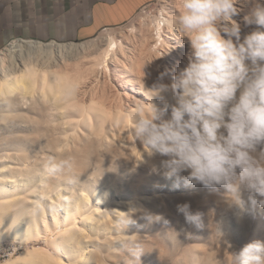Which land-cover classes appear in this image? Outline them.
Returning a JSON list of instances; mask_svg holds the SVG:
<instances>
[{
	"label": "bare ground",
	"instance_id": "6f19581e",
	"mask_svg": "<svg viewBox=\"0 0 264 264\" xmlns=\"http://www.w3.org/2000/svg\"><path fill=\"white\" fill-rule=\"evenodd\" d=\"M161 3L158 20L147 24L139 20L103 41L20 38L0 49V123L6 118L4 122L15 127L7 128L11 132L7 138L0 137V251L4 252L3 242L22 245L20 252L0 264L130 262H122L125 255L122 259V250L116 248L126 246L129 230V225L120 226L121 211L137 197L127 203L111 201L114 206H105L112 214L97 217L98 205L110 203L111 188L99 184L119 161L139 163L146 158L142 150L147 147L132 132L136 109L149 107L150 87L160 82V73H166L163 82L170 83L188 63L190 43L174 23L179 0ZM237 7L241 11L233 19L240 24L243 40L256 28L243 21L251 0H240ZM165 99L175 103L170 95ZM152 102L161 103L158 97ZM49 157H71L72 173L49 175L45 169ZM41 240L44 245L37 243Z\"/></svg>",
	"mask_w": 264,
	"mask_h": 264
},
{
	"label": "clouds",
	"instance_id": "9594fccd",
	"mask_svg": "<svg viewBox=\"0 0 264 264\" xmlns=\"http://www.w3.org/2000/svg\"><path fill=\"white\" fill-rule=\"evenodd\" d=\"M239 3L179 0L174 23L190 43L188 63L170 83L163 82L166 73H160V82L150 87L149 107L136 109L132 132L149 157H166L160 168L174 187L200 184L219 202L235 207L238 216L255 217L264 208V4L251 0L243 21L256 28L241 40L240 24L233 19L241 11ZM166 94L175 103L170 104ZM144 162L142 158L138 164ZM74 163L71 157H49L45 169L63 176L72 173ZM151 171L160 169L152 165ZM225 193L227 200L222 198ZM176 207L188 224L202 226L201 213L189 203ZM121 212V228L133 223L136 213L149 222L163 219L134 202ZM219 232L222 240L220 225ZM124 243L132 260L139 259L135 241ZM227 264H264V241L252 240L230 252Z\"/></svg>",
	"mask_w": 264,
	"mask_h": 264
},
{
	"label": "rangeland",
	"instance_id": "374dc122",
	"mask_svg": "<svg viewBox=\"0 0 264 264\" xmlns=\"http://www.w3.org/2000/svg\"><path fill=\"white\" fill-rule=\"evenodd\" d=\"M161 7H162L161 0H154L150 2L149 4L140 8L132 16V18H130L128 21L124 22L121 25L104 28L92 38L94 39L95 43L98 42L100 39H102L103 41L105 38H107V36L109 37V36L121 33L125 31L126 29L130 28L131 25L137 24L138 21L142 19H143L142 20L143 24H147L151 22L153 23L154 21L158 20L161 17V14H160ZM80 41H83V40H79L77 42H80ZM4 121H6V118L5 120H3L2 123H0V135H1L0 137L1 138L3 137L7 138L8 134L11 133L7 130V128H11L12 130L15 129V127L12 126V124L6 123ZM6 124L8 125L10 124V125L7 126ZM142 151L145 154L147 153L144 150ZM147 155H146V158L143 160L146 162L149 161L148 165L145 162L141 163L140 165L138 164V162L119 161L117 163L118 166L116 167L115 165L114 166L115 170L113 169L114 171L111 172L112 177L110 176L107 178V175H105L106 177L104 176V181L100 182L101 184H99L101 186H103V183H104V186L105 185L107 186L108 184L107 187L109 188L111 187V188H110V194H109L110 203L105 201L106 202L105 204V202L102 201L101 204L103 203L104 204L98 205L100 210L97 211V214H96L97 217L100 213H102V215L107 214L108 212L112 214L111 213L112 211H110L111 208L105 206V205L110 206V207L114 206V204L111 203V201L118 202L117 200H119V202L120 201L125 202L123 200H126L125 203H127L128 200L131 199L133 201V199L135 200L136 197H137L136 200H138L136 203L140 205L142 204V206L145 209H147L149 212L153 214H160V213L163 214V215L160 214L163 217L162 220L152 221V222H149L146 219L142 218L141 216H138L140 215L139 213H136L137 215L136 214L133 215L132 219L136 222L128 224L129 230L126 231L125 238L127 240L126 242L133 241V240L135 241V248H136L135 255L138 256L139 253L140 252L141 253H140L139 259H136L135 261H133L131 260L132 258L129 255V252L127 251V249H125V247H127V244L126 246L124 245L118 246V248L116 249H119V250H116V252L117 251L121 252L122 250L123 252L122 257H121L122 259H124V255H125V259L122 262H126V260L130 259V262L129 260L127 261L128 264H139L140 260H141L140 264H195L196 262H197L196 264L198 263L199 264H207V263L213 264V262L211 261L215 260L217 261L216 263L218 264V262H220L221 260L220 262L221 264H227V263H222V262L227 261L226 257L228 258L230 252L238 251L243 245H245L246 243L252 240L259 239L261 241H264V208L258 209L255 217H252L248 214H242L238 216L237 210L235 209V207H229L227 204L223 202H219V199H217L216 196L210 194L209 190L200 184L190 185L186 187L183 185V183H181L179 187H174V181L170 179H165L162 175L163 169L160 168L161 160L166 159V157L165 158L163 157L162 159V156L155 155L158 157V159H156L155 156L149 157ZM119 165H122V167H120ZM123 165L125 166L128 165L127 169L129 171L127 169L123 170L125 167ZM152 165H156L157 168L160 169V172L158 173L152 172L151 171ZM143 167H146L147 170L144 169ZM133 168L136 169L137 171L136 170L134 171ZM118 171L120 172V174L118 173ZM142 172L143 174H141ZM114 173L115 175H113ZM137 175H140V176H137ZM182 175H187V172L182 173ZM135 176H136V179H135ZM117 178H119V180ZM115 179L116 181H114ZM135 181L138 182L139 185L138 183H135ZM110 183L113 185V188L112 186L109 185ZM114 185H116L115 187L117 189H115ZM217 187L220 193L226 192V189L223 186H217ZM126 188L129 190H127ZM133 190H137L136 194L138 195L133 194L135 193V191ZM124 191H125V194H124ZM132 194L133 196L135 195L134 198H131ZM127 195L130 197H128ZM246 196H247V193H245V197ZM110 197L112 199H110ZM222 198L227 200L229 198V194L225 193ZM141 201L144 202V204ZM186 202L190 204L191 209L194 212L198 211L201 213V221H200L202 225L201 227L198 228L195 225L188 224L185 221L183 214L177 211L176 206L178 204H182ZM91 205L92 204L88 206L91 207ZM103 210H106V211H103ZM104 212H107V213H104ZM165 220L167 221V223L164 222ZM219 225L221 227V230L224 233L222 240L220 237ZM132 229H133V232H132ZM136 232L138 235L140 234L142 235L137 236V234H133ZM143 234H147V235L143 236ZM135 238L138 240H136ZM40 242L38 241L37 243L40 245H44L43 241L41 243ZM217 246L218 248H216ZM3 247H4L3 248L4 252L0 251V261L3 260L5 257L7 258L10 256H14L18 253V251L20 252L22 250L21 249L22 245L19 243L3 242ZM214 250L216 252L218 251L219 253L222 252V254L220 253L221 256L217 254L218 252L216 253ZM207 251H209L210 253L212 252L214 253L209 255ZM8 252L9 253L12 252V254L9 255ZM223 252L226 253V257L224 256L225 253L223 254ZM156 253L158 254V256ZM215 254H217L218 257L215 258L214 257L216 256ZM208 255L209 256L213 255V257L212 256L208 257ZM219 256L222 259H220ZM160 257H162V260H163L162 262H160L161 260H159ZM224 257H225V260H223ZM218 258H219V261H218Z\"/></svg>",
	"mask_w": 264,
	"mask_h": 264
},
{
	"label": "crops",
	"instance_id": "0c3cea01",
	"mask_svg": "<svg viewBox=\"0 0 264 264\" xmlns=\"http://www.w3.org/2000/svg\"><path fill=\"white\" fill-rule=\"evenodd\" d=\"M154 0H0V49L14 39L79 41Z\"/></svg>",
	"mask_w": 264,
	"mask_h": 264
}]
</instances>
